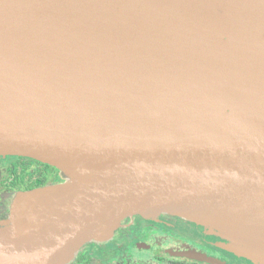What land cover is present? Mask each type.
Returning <instances> with one entry per match:
<instances>
[{
  "label": "water",
  "instance_id": "water-1",
  "mask_svg": "<svg viewBox=\"0 0 264 264\" xmlns=\"http://www.w3.org/2000/svg\"><path fill=\"white\" fill-rule=\"evenodd\" d=\"M0 156L66 183L20 193L0 264H70L130 216L264 249V0H0Z\"/></svg>",
  "mask_w": 264,
  "mask_h": 264
},
{
  "label": "flooded vegetation",
  "instance_id": "flooded-vegetation-1",
  "mask_svg": "<svg viewBox=\"0 0 264 264\" xmlns=\"http://www.w3.org/2000/svg\"><path fill=\"white\" fill-rule=\"evenodd\" d=\"M63 180L52 166L0 156V224L10 218L18 194L59 185ZM227 244L222 237L180 217L130 216L109 241L87 245L70 264H255L225 249Z\"/></svg>",
  "mask_w": 264,
  "mask_h": 264
},
{
  "label": "bare ground",
  "instance_id": "bare-ground-1",
  "mask_svg": "<svg viewBox=\"0 0 264 264\" xmlns=\"http://www.w3.org/2000/svg\"><path fill=\"white\" fill-rule=\"evenodd\" d=\"M222 230L226 231L227 233L239 237L245 238L246 241L254 243L264 249V232L257 231L252 229L246 228H232V227H222Z\"/></svg>",
  "mask_w": 264,
  "mask_h": 264
},
{
  "label": "rangeland",
  "instance_id": "rangeland-1",
  "mask_svg": "<svg viewBox=\"0 0 264 264\" xmlns=\"http://www.w3.org/2000/svg\"><path fill=\"white\" fill-rule=\"evenodd\" d=\"M35 174L36 173H31V177L32 178H35L36 176H35ZM64 177V176H63ZM68 181V179L66 178V177H64V180L62 181V183L61 184H63V183H66ZM191 224H195V225H197V226H200V227H203V226H201V225H198V224H196V223H193V222H190ZM204 228V227H203ZM205 229V228H204ZM206 230V229H205Z\"/></svg>",
  "mask_w": 264,
  "mask_h": 264
},
{
  "label": "trees",
  "instance_id": "trees-1",
  "mask_svg": "<svg viewBox=\"0 0 264 264\" xmlns=\"http://www.w3.org/2000/svg\"><path fill=\"white\" fill-rule=\"evenodd\" d=\"M63 175V174H62ZM64 176V175H63Z\"/></svg>",
  "mask_w": 264,
  "mask_h": 264
}]
</instances>
